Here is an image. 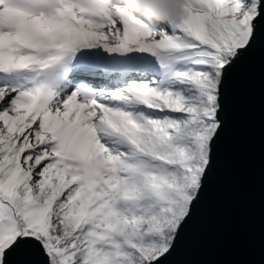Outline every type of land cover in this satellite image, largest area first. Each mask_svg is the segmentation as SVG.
Returning a JSON list of instances; mask_svg holds the SVG:
<instances>
[{
	"label": "snow or ice",
	"instance_id": "snow-or-ice-1",
	"mask_svg": "<svg viewBox=\"0 0 264 264\" xmlns=\"http://www.w3.org/2000/svg\"><path fill=\"white\" fill-rule=\"evenodd\" d=\"M245 98L258 243L193 264H264V0H0V264H170Z\"/></svg>",
	"mask_w": 264,
	"mask_h": 264
},
{
	"label": "water",
	"instance_id": "water-1",
	"mask_svg": "<svg viewBox=\"0 0 264 264\" xmlns=\"http://www.w3.org/2000/svg\"><path fill=\"white\" fill-rule=\"evenodd\" d=\"M256 110L257 102L248 98L237 106L233 131L225 147V166L218 173L181 251L171 258L170 264L228 261L246 257L256 249L259 233Z\"/></svg>",
	"mask_w": 264,
	"mask_h": 264
}]
</instances>
